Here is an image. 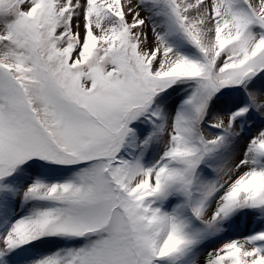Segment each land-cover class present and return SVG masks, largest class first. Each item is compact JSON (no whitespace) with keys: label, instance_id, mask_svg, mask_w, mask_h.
I'll return each mask as SVG.
<instances>
[{"label":"snow or ice","instance_id":"6c2138e0","mask_svg":"<svg viewBox=\"0 0 264 264\" xmlns=\"http://www.w3.org/2000/svg\"><path fill=\"white\" fill-rule=\"evenodd\" d=\"M0 264H264V0H0Z\"/></svg>","mask_w":264,"mask_h":264}]
</instances>
